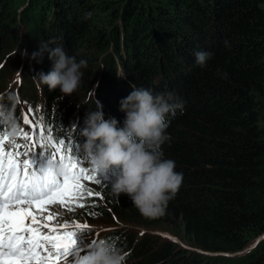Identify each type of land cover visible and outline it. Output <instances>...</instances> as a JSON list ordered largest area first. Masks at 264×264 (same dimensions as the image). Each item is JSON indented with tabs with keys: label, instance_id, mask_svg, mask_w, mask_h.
Returning a JSON list of instances; mask_svg holds the SVG:
<instances>
[{
	"label": "trees",
	"instance_id": "16d2710c",
	"mask_svg": "<svg viewBox=\"0 0 264 264\" xmlns=\"http://www.w3.org/2000/svg\"><path fill=\"white\" fill-rule=\"evenodd\" d=\"M18 7L34 37L33 52L51 43L87 64L71 96L43 84L41 122L53 137L67 134L74 146L81 145L80 129L70 127L79 104L92 96L109 105L108 115L122 126L119 102L132 90L127 81L154 93L171 91L184 102L182 113L167 118L171 139L162 148L183 182L163 215L142 214L127 195L112 192L110 179L93 189L100 196L62 210V221L113 224L115 216L119 228L107 230L106 241H118L136 264H264V0H0L3 63L13 60ZM198 51L213 53L205 67L196 63ZM36 58L41 69H23L34 89L37 74L52 67L47 51ZM1 70L0 82L8 87V64ZM159 79L165 85L154 84ZM25 96L22 106L36 111L40 101L33 96L29 102L28 91ZM15 108L14 119L27 130ZM33 117L38 119L37 112ZM9 127L0 117V130ZM134 226L170 230L201 252L140 235Z\"/></svg>",
	"mask_w": 264,
	"mask_h": 264
},
{
	"label": "clouds",
	"instance_id": "9594fccd",
	"mask_svg": "<svg viewBox=\"0 0 264 264\" xmlns=\"http://www.w3.org/2000/svg\"><path fill=\"white\" fill-rule=\"evenodd\" d=\"M90 16L88 12L84 18ZM50 45L42 43L41 51L31 54L35 59L47 51L52 61L51 69L47 73L39 72L36 77L50 91L59 88L65 96H71L80 85L81 69L87 67L86 61L77 62L62 46ZM212 56L211 52L198 51L195 53L196 63L205 67ZM2 99L0 97V117L8 121L9 134L15 135L19 127L13 117L17 116L15 104L21 117L28 106H22L23 100L17 101L14 93L8 95L10 106L6 99ZM119 110L125 113L122 126L115 117L106 119L98 102L96 110L86 113L84 126L80 129L85 139L76 154L83 158V167L97 170L99 180L112 179L111 190L117 197L127 195L144 215H163L183 182V174L176 171V162L164 156L162 146L171 139L167 132V118L175 117L177 111L182 113L184 102L171 91L154 93L152 89L132 87L130 93L120 100ZM52 167L57 172L63 171V166L54 164ZM104 236H95L101 242L87 253V264H124L127 253L113 242L106 241L108 237Z\"/></svg>",
	"mask_w": 264,
	"mask_h": 264
},
{
	"label": "snow or ice",
	"instance_id": "6c2138e0",
	"mask_svg": "<svg viewBox=\"0 0 264 264\" xmlns=\"http://www.w3.org/2000/svg\"><path fill=\"white\" fill-rule=\"evenodd\" d=\"M22 122L27 130L21 127L15 135L0 130V264H87L81 248L94 249L101 241L84 242L78 248V234L85 241L89 226L62 221V213L53 206L64 208L100 196L88 187L90 182L101 183L97 170L82 166L71 138L53 137L52 128L29 114H22ZM38 145L50 152L40 171L28 158ZM54 164L63 166V171L57 172Z\"/></svg>",
	"mask_w": 264,
	"mask_h": 264
},
{
	"label": "rangeland",
	"instance_id": "374dc122",
	"mask_svg": "<svg viewBox=\"0 0 264 264\" xmlns=\"http://www.w3.org/2000/svg\"><path fill=\"white\" fill-rule=\"evenodd\" d=\"M16 10H17V12L15 14L14 20L17 23L18 39H17V43L14 46L15 52H14V54H13V51L11 52L12 57L10 55L11 59H13V60H12V62L9 61L10 63L0 62V73L2 72L1 69H4L6 67V65L8 64V70H7L6 76L11 79V82L8 84V87L5 85V83H3V81L0 82V97H2L3 98L2 100L5 101V99H8L9 94L14 93L16 100L22 101L23 99L26 98L25 94H26V91H28V93L32 96V98H27V100L29 102H32V103L35 102V100L33 99V96H36V99L40 101V103H39L40 106L39 105L37 106L36 111L33 114V116H35V114L37 112L38 119H36V120L41 121L42 120V114L44 113V110L46 108L43 105V103H44L43 102V98H44L43 84L39 81V79H36L37 87L35 89L31 88V85H29L30 82H25V80L28 79V76L25 75V73L23 74V69L28 67L29 72L31 71V72L35 73L37 69H41L43 67L42 60L41 59L39 60L38 58H35L36 60L31 58V54L34 51V46H33L34 37L31 36L30 32L28 33L25 30L26 28L23 27L24 26L23 22L18 17V13H21V10L19 9V7ZM19 19H20V21H19ZM28 45H29V47H28ZM90 49H91L90 51L93 52V50L96 48L92 47ZM110 50L104 55L109 57L110 56ZM24 52H26L27 55H24ZM44 68H45L44 72H48L50 70V68L48 69L47 66H45ZM117 69H119V67ZM159 81L154 82V84L157 83V84H160L161 86L165 85V83L163 82L162 79H159ZM11 84H12V86H11ZM127 84H126V86H129L130 88L133 87L132 84H130L128 81H127ZM96 88H97V86H94L91 89L90 94ZM116 95L117 94L112 93L114 102H118ZM115 98H116V101H115ZM97 102L100 105H102V110L105 114V118L106 119L111 118L108 115V111L111 110V107L109 105L107 107L103 101H101L100 99L94 98V96H92L91 98L88 97L85 99V103H80L81 105L79 104V106L77 107L76 117L73 120L74 122L72 123V127H70V129H73L75 127H78L79 129H81L84 126L83 121L85 119L86 113L89 111L96 110ZM41 104H42V106H41ZM33 107H35V106H33ZM40 109H42V111ZM78 114H79V117L77 119ZM18 125H19L18 129H20L21 124L18 123ZM80 142H81V140L77 141V143H80ZM81 156H83V154ZM89 169H92V168L89 167ZM100 181L105 182V180H100ZM88 187L91 189H98V185L94 184V182H90L88 184ZM78 203H79V201H77L74 205H76ZM65 208H67V207L62 208L60 205L53 206V210L58 212V213H62V210H64ZM110 213L114 214V212L112 210H110ZM110 217L112 218V221L109 223H113V224H108V223H91V224L82 223V224H87L89 227H88V229L85 230V235H84L85 241L81 240L79 238V234H78L77 246H81L84 242H86L87 244H90L93 241L92 239L96 235H105L107 237V235H106L107 230H110L112 228H119L118 222L115 220V216H110ZM119 224L124 225V223L122 221H120ZM125 226H127V224ZM131 229L140 235L147 233L151 237H154L157 239H163V240L167 239V240L171 241L172 244H176L178 247H183L186 249H196V247L194 245H192L183 236H181V235L174 236L171 233H169L170 230H163L160 228H153V227L150 228V227H144V226H134ZM113 243L118 247V245H119L118 241H115L113 239ZM135 258H136V256L132 255L131 253H127L125 260H124V264H136Z\"/></svg>",
	"mask_w": 264,
	"mask_h": 264
},
{
	"label": "water",
	"instance_id": "95a60500",
	"mask_svg": "<svg viewBox=\"0 0 264 264\" xmlns=\"http://www.w3.org/2000/svg\"><path fill=\"white\" fill-rule=\"evenodd\" d=\"M198 251H200V250H198ZM200 252H201V251H200ZM206 254H207V256H209V255H217V256H218V255H223V254H211V253H208V252H207ZM204 255H205V254H204Z\"/></svg>",
	"mask_w": 264,
	"mask_h": 264
},
{
	"label": "bare ground",
	"instance_id": "6f19581e",
	"mask_svg": "<svg viewBox=\"0 0 264 264\" xmlns=\"http://www.w3.org/2000/svg\"><path fill=\"white\" fill-rule=\"evenodd\" d=\"M44 159V158H43ZM81 159H83V158H81Z\"/></svg>",
	"mask_w": 264,
	"mask_h": 264
}]
</instances>
